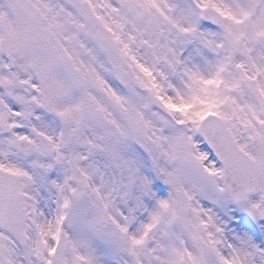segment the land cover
<instances>
[{
	"label": "snow or ice",
	"instance_id": "6c2138e0",
	"mask_svg": "<svg viewBox=\"0 0 264 264\" xmlns=\"http://www.w3.org/2000/svg\"><path fill=\"white\" fill-rule=\"evenodd\" d=\"M0 264H264V0H0Z\"/></svg>",
	"mask_w": 264,
	"mask_h": 264
}]
</instances>
